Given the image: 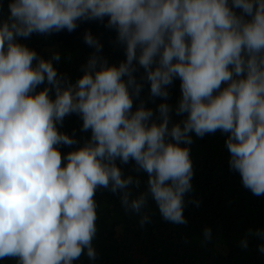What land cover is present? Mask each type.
I'll list each match as a JSON object with an SVG mask.
<instances>
[{
    "label": "clouds",
    "instance_id": "obj_1",
    "mask_svg": "<svg viewBox=\"0 0 264 264\" xmlns=\"http://www.w3.org/2000/svg\"><path fill=\"white\" fill-rule=\"evenodd\" d=\"M124 58L93 49L73 82L23 41L105 22ZM178 83L179 96L172 103ZM81 122L69 134L68 117ZM226 136L230 170L264 196V0H8L0 4V260L95 262V194L118 195L126 213L151 222L149 200L186 225L193 191L190 146ZM69 151L63 152L62 149ZM132 165L147 174L146 190ZM205 242L211 228L203 230ZM264 254V229H249Z\"/></svg>",
    "mask_w": 264,
    "mask_h": 264
},
{
    "label": "trees",
    "instance_id": "obj_2",
    "mask_svg": "<svg viewBox=\"0 0 264 264\" xmlns=\"http://www.w3.org/2000/svg\"><path fill=\"white\" fill-rule=\"evenodd\" d=\"M8 0H0L6 12ZM99 21L81 22L69 33L66 30L52 36L33 35L23 41L35 49L40 56L50 59L54 53L61 55L54 66L75 82L82 74L81 66L93 49L83 42V35L90 30L104 45L103 54L111 62L118 63L124 58L123 50L114 46L115 31ZM179 96L178 83L173 89V100ZM81 122L76 116L65 120L61 129L69 134L80 133ZM190 157L194 176L193 191L188 199L200 201L199 206L186 203L184 216L186 225L166 222L159 214L154 201L149 200L151 222L139 225V216L126 213L118 195L100 189L95 194L97 203V234L93 246L98 253L95 262L87 256L75 264H264V254L257 250L259 243L249 237L247 249L240 247L249 229H264V196L256 197L242 186L238 173L230 170V154L225 146L226 136L220 132L203 139L193 136ZM69 151L68 148L62 149ZM125 174L138 176L140 189L146 190L147 174L132 171V165L122 166ZM211 228L210 242L204 241L203 230ZM0 264H16L13 259L0 260Z\"/></svg>",
    "mask_w": 264,
    "mask_h": 264
}]
</instances>
